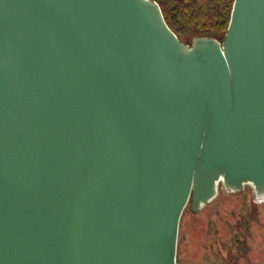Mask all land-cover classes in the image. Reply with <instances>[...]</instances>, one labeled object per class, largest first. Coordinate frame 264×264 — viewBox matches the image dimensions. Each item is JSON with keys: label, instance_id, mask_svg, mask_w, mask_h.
I'll use <instances>...</instances> for the list:
<instances>
[{"label": "water", "instance_id": "1", "mask_svg": "<svg viewBox=\"0 0 264 264\" xmlns=\"http://www.w3.org/2000/svg\"><path fill=\"white\" fill-rule=\"evenodd\" d=\"M220 186L264 202V0L189 43L155 0H0V264H178Z\"/></svg>", "mask_w": 264, "mask_h": 264}, {"label": "rangeland", "instance_id": "2", "mask_svg": "<svg viewBox=\"0 0 264 264\" xmlns=\"http://www.w3.org/2000/svg\"><path fill=\"white\" fill-rule=\"evenodd\" d=\"M190 42V36H183ZM177 261L184 264H264V202L245 186L216 197L198 213L181 215Z\"/></svg>", "mask_w": 264, "mask_h": 264}, {"label": "trees", "instance_id": "3", "mask_svg": "<svg viewBox=\"0 0 264 264\" xmlns=\"http://www.w3.org/2000/svg\"><path fill=\"white\" fill-rule=\"evenodd\" d=\"M170 29L183 36L207 35L222 41L227 30L233 0H155Z\"/></svg>", "mask_w": 264, "mask_h": 264}, {"label": "flooded vegetation", "instance_id": "4", "mask_svg": "<svg viewBox=\"0 0 264 264\" xmlns=\"http://www.w3.org/2000/svg\"><path fill=\"white\" fill-rule=\"evenodd\" d=\"M177 263H178V264H184V263H182L181 261H179V262L177 261Z\"/></svg>", "mask_w": 264, "mask_h": 264}]
</instances>
